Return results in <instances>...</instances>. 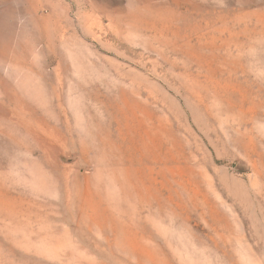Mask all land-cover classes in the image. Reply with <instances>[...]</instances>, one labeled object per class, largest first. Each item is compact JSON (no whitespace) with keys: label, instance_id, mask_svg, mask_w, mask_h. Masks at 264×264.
<instances>
[{"label":"rangeland","instance_id":"obj_1","mask_svg":"<svg viewBox=\"0 0 264 264\" xmlns=\"http://www.w3.org/2000/svg\"><path fill=\"white\" fill-rule=\"evenodd\" d=\"M0 264H264V0H0Z\"/></svg>","mask_w":264,"mask_h":264},{"label":"bare ground","instance_id":"obj_2","mask_svg":"<svg viewBox=\"0 0 264 264\" xmlns=\"http://www.w3.org/2000/svg\"><path fill=\"white\" fill-rule=\"evenodd\" d=\"M42 124L44 125V126H46L45 125V123L44 122H42ZM44 126H42V127H44ZM42 130V132L39 130V129H37V130H34V129H28V135L29 136H32V138L34 139V141H36V143L37 144H41V141L43 140V136L46 134V130L45 129H41ZM137 194L138 195H136V197H139V195H140V193L137 191ZM126 195H128V193L126 194ZM150 199V198H149ZM148 198H147V200H149Z\"/></svg>","mask_w":264,"mask_h":264}]
</instances>
